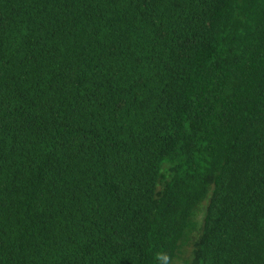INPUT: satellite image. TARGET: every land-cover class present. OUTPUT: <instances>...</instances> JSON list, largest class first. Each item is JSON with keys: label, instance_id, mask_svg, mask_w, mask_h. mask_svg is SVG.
Masks as SVG:
<instances>
[{"label": "trees", "instance_id": "1", "mask_svg": "<svg viewBox=\"0 0 264 264\" xmlns=\"http://www.w3.org/2000/svg\"><path fill=\"white\" fill-rule=\"evenodd\" d=\"M181 259L264 264V0H0V264Z\"/></svg>", "mask_w": 264, "mask_h": 264}, {"label": "rangeland", "instance_id": "2", "mask_svg": "<svg viewBox=\"0 0 264 264\" xmlns=\"http://www.w3.org/2000/svg\"><path fill=\"white\" fill-rule=\"evenodd\" d=\"M191 249L192 247L191 246H188L186 249H184L183 253H182V259H186V258H189L190 257V254H191ZM179 260L177 264H183V261Z\"/></svg>", "mask_w": 264, "mask_h": 264}]
</instances>
